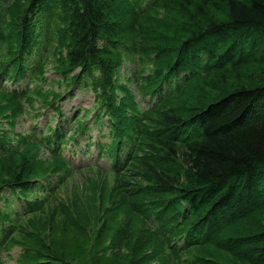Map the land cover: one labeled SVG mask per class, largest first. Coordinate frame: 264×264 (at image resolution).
Listing matches in <instances>:
<instances>
[{
    "label": "trees",
    "instance_id": "1",
    "mask_svg": "<svg viewBox=\"0 0 264 264\" xmlns=\"http://www.w3.org/2000/svg\"><path fill=\"white\" fill-rule=\"evenodd\" d=\"M21 7V0H13L11 27H35L46 16L47 51L51 46L53 68L101 70L108 74L101 93L112 94L118 64L123 57L138 53L151 64L145 76L151 89L161 92L162 87L157 89L161 80L178 84L174 108L159 119L166 125L184 122L171 135L179 147L174 140L153 134L148 156L137 169V173L143 171L139 174L146 183H139L130 196L125 186L121 199L111 200L112 216L122 201L128 204L126 212L133 208L143 214L146 204L161 212V218L165 211L162 239L153 234L152 251L159 250L156 260L160 263L156 264H218L204 261L192 251L227 233L236 238L238 246L232 247L236 258L241 257L239 247L255 248L258 241L251 238L252 233L234 231L237 224L244 227L246 217H242L252 207L241 210L253 202L252 194L260 191L264 195L263 183L255 189L258 168L264 163V0H148L149 12L143 15L131 0H29L24 21L18 24ZM117 39L134 45L117 44ZM194 78L196 84L187 89ZM187 115L195 118L187 121ZM20 154L0 156V187L25 184L44 171L37 167L30 147ZM135 195L139 203L126 198ZM49 197L47 194V227L51 232L62 226L70 233L80 226V219L86 221L82 212L92 205L90 201L75 197L53 203L54 198L50 201ZM254 202L255 207L264 204L258 198ZM222 207L240 211L236 223L226 217L214 227L206 217L202 219L207 222L201 223L199 211L210 208L206 214L212 215ZM36 220L30 221L19 240L24 248L22 260L27 264H75L45 255L42 234L34 230ZM213 231L216 237L212 239ZM261 237L263 240L264 234ZM225 238L222 241L227 243ZM162 250L169 251L167 257H161ZM260 252L247 253L245 258L264 264L263 250ZM57 253L64 255V250ZM150 260L149 254L145 258L137 254L132 263L150 264Z\"/></svg>",
    "mask_w": 264,
    "mask_h": 264
},
{
    "label": "rangeland",
    "instance_id": "2",
    "mask_svg": "<svg viewBox=\"0 0 264 264\" xmlns=\"http://www.w3.org/2000/svg\"><path fill=\"white\" fill-rule=\"evenodd\" d=\"M23 1L24 0H21V10L23 11V14H21V18L17 20L18 24H21V22L24 21V14L29 5V0H25L24 2ZM11 40H13V38H11ZM144 56L146 55L144 54ZM254 62L256 61H253V63ZM47 74H56L54 69L50 65H48V63L46 65L45 76H47ZM196 81L197 79L194 78L187 89L194 86L196 84ZM41 83L44 85V91H47L48 88L53 87L56 90H61L63 93H65L64 85H62L63 83L59 81L58 78L49 87H47V80L45 82L41 81ZM35 84L37 83L33 82V86ZM208 89L210 88L208 87ZM2 98L3 96L0 95V99ZM138 100L143 107H147L149 105L148 99L142 100L139 96ZM32 103L35 104L33 106L27 104V111L18 118L17 128L20 130H25L35 122L39 123L40 120L37 119V116L43 110L41 104L47 103V93L38 94L35 99L29 102V104ZM181 103H183L182 105H184L186 101ZM194 118V115L186 116L187 121ZM181 125H185L184 122L178 125L176 123L166 125L161 120L157 121L156 128L162 130V134L158 135V138L166 140V137L168 135L175 134L176 129L181 127ZM107 132L108 128L92 129L86 137L79 138V143L70 144L66 147V156L79 167H87L93 163L105 164L107 157L98 156L100 149L96 143L109 141ZM22 155L23 154H20L19 156H16V158L19 159ZM258 172L259 177L255 184L256 190L257 188L259 189L261 183H263L264 185V163L259 166ZM72 186L73 188L70 190V192H68L67 195L68 199L71 200L75 197H80L85 199L86 201H90L92 205L88 210L85 209L82 212L86 221H81L80 219V226L70 233L66 228H62V226H58L57 229L51 232L47 227V214L43 216L37 215L38 217L35 222L34 230L37 231V233L42 234L43 240L45 242V244H42V246L43 248H45L46 256L47 254L51 257L60 256L65 260L73 262L75 264H101V262H104V264H137L136 262L132 263L135 257L134 251H136L137 254L144 256L145 258L150 253V251L155 248L153 235L147 226L146 220H144L140 216L138 210L132 208L128 212H126L124 210V207L128 204L125 201H122L118 206L115 214L113 216L111 215V210L114 209V207L111 206L112 198L118 197L119 199H121L122 194L125 192V186L117 184L115 178L104 177L102 179L96 180V189L94 192L89 191L86 187L83 188L78 179L74 181ZM135 187H137V185L131 184L130 190L127 191V194H129V196L132 194L130 192H132ZM252 195V203H249L243 210L240 209L241 207L238 208L241 211H245L247 208L252 207L251 210L247 213V216L245 215L242 217H246L244 227L242 228L241 225L237 224V228L234 232H237V230H242L241 235H248L252 233L253 235L251 236V238H253L254 241H258L253 244V246L255 245V248L248 250L245 246L239 247L238 249L241 250L239 252V255L241 257L236 258L232 253V247L238 246L236 238L232 239L231 237H229L230 233H227L223 236V239L227 237L225 239L228 241V244L222 241L223 239L219 240V238H217V240L213 241V243H206L202 244L199 247H194L192 251L194 252L193 254H197L200 259L204 261L218 264H254L245 258L247 253L254 254L259 250L261 252L263 250L262 254L264 255V239L260 240L262 238L261 236L264 234L262 233V231L264 230V204L260 205L259 207L253 206V204L255 203L254 200L257 198L258 200H261V198H264V195L260 191L258 194L254 192ZM222 199L223 197L219 198L217 202H220V200ZM234 199L235 196L232 198V200ZM0 206L3 207V204H0ZM21 207L22 205H20V209ZM209 209L210 208H206L203 212L199 211L198 214L199 219H202L203 217L208 218V222L212 224L211 227L216 226V222L225 217L226 220H228L229 218L231 219L229 222H233L237 213L240 212L235 208H233V211H231L222 207L218 212H216V208V213L208 215L206 213H209ZM34 216L36 215L33 214L32 219ZM233 223H236V221H234ZM119 235L122 238H119ZM210 235L213 236L212 239L216 237L215 231L211 232ZM118 239H121L124 245L121 246L119 250L113 248V253L109 250V248L111 247L113 242H118ZM33 245L36 250H40L35 244ZM61 248L64 250V255H58L57 253V251H59ZM18 252L19 249L14 248L12 252L14 256L10 258L15 259ZM158 253L159 250H157L155 253L153 264L160 263L159 260H156ZM161 257H163L162 254Z\"/></svg>",
    "mask_w": 264,
    "mask_h": 264
},
{
    "label": "bare ground",
    "instance_id": "3",
    "mask_svg": "<svg viewBox=\"0 0 264 264\" xmlns=\"http://www.w3.org/2000/svg\"><path fill=\"white\" fill-rule=\"evenodd\" d=\"M117 44H123V43H125V41L124 40H120V39H117ZM161 82H163V80L161 81ZM161 82H160V84H161ZM171 135H173V134H171ZM171 135H168L167 137H171ZM261 201H264V199H261ZM204 221H206L207 222V220L206 219H202L201 220V223H205ZM193 234H195V232L193 233ZM135 245H137V244H135ZM139 247V246H138ZM135 248H136V246H135ZM135 250V249H134ZM134 254H135V256L137 255V253H136V251H134ZM254 259L256 260V261H260V259H257L256 257H254Z\"/></svg>",
    "mask_w": 264,
    "mask_h": 264
}]
</instances>
